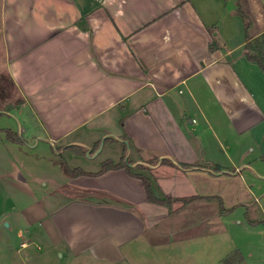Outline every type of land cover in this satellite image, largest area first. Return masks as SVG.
Returning <instances> with one entry per match:
<instances>
[{
    "label": "crops",
    "instance_id": "1",
    "mask_svg": "<svg viewBox=\"0 0 264 264\" xmlns=\"http://www.w3.org/2000/svg\"><path fill=\"white\" fill-rule=\"evenodd\" d=\"M263 33L264 0H0L1 69L19 95L0 97V232L64 246L69 262L122 260L187 208L149 201L134 174L168 199L257 173L264 70L246 43ZM38 148L50 174L25 169ZM106 162L119 167L100 173ZM45 186L56 195L31 202Z\"/></svg>",
    "mask_w": 264,
    "mask_h": 264
},
{
    "label": "rangeland",
    "instance_id": "2",
    "mask_svg": "<svg viewBox=\"0 0 264 264\" xmlns=\"http://www.w3.org/2000/svg\"><path fill=\"white\" fill-rule=\"evenodd\" d=\"M3 60L0 51V97L6 98L3 92H9L18 101L19 95L11 90L1 69ZM41 149L31 150L32 158L27 157L25 169L50 174V164L36 157ZM253 166L257 173L245 169L215 183L207 180L205 194L217 197L195 198L187 208L172 211L169 218L140 238L126 259L109 261L82 254L69 262L67 256L60 255L67 252L64 246H59L58 253L43 240L31 242L27 231L18 234L4 224L0 232V264H264V160ZM51 191L50 186H45L36 197L32 196L31 202L49 200L56 195ZM79 193L82 192H75ZM24 240L31 242L29 248L22 247ZM123 253L128 255L125 250Z\"/></svg>",
    "mask_w": 264,
    "mask_h": 264
},
{
    "label": "trees",
    "instance_id": "3",
    "mask_svg": "<svg viewBox=\"0 0 264 264\" xmlns=\"http://www.w3.org/2000/svg\"><path fill=\"white\" fill-rule=\"evenodd\" d=\"M246 49H247V57L252 61L258 62L259 65L264 70V33L260 37H257L255 39H251V40L249 39L246 43ZM7 138L9 140L14 139L13 133L11 131H7ZM63 167H64L65 172L72 175V176H78V175L86 174L85 172H83L79 169L71 170L65 164L63 165ZM118 167H119V165L110 164V163L106 162V163H104L103 168L100 171V173L105 172L109 169L118 168ZM128 171L131 173L130 170H128ZM134 175L142 179L144 186H145V189H146V192H147L148 199L151 202L158 203V204L170 205L173 201L181 200L184 204H187L196 198V197H185V198H168V199L164 198V199H160V198L156 197L154 192H153L152 182H151L150 178H148L147 176L140 175V174H134ZM207 198H211V196H209Z\"/></svg>",
    "mask_w": 264,
    "mask_h": 264
},
{
    "label": "built area",
    "instance_id": "4",
    "mask_svg": "<svg viewBox=\"0 0 264 264\" xmlns=\"http://www.w3.org/2000/svg\"><path fill=\"white\" fill-rule=\"evenodd\" d=\"M27 244H28V243H27L26 241H24L22 245H23V246H27Z\"/></svg>",
    "mask_w": 264,
    "mask_h": 264
},
{
    "label": "water",
    "instance_id": "5",
    "mask_svg": "<svg viewBox=\"0 0 264 264\" xmlns=\"http://www.w3.org/2000/svg\"><path fill=\"white\" fill-rule=\"evenodd\" d=\"M5 225H6V226H9V223H8V222H5Z\"/></svg>",
    "mask_w": 264,
    "mask_h": 264
}]
</instances>
